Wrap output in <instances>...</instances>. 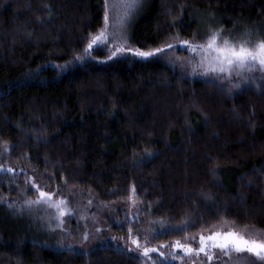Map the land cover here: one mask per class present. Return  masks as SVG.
Masks as SVG:
<instances>
[{
	"label": "trees",
	"instance_id": "trees-1",
	"mask_svg": "<svg viewBox=\"0 0 264 264\" xmlns=\"http://www.w3.org/2000/svg\"><path fill=\"white\" fill-rule=\"evenodd\" d=\"M103 4L0 0V264H195L177 241L232 226L264 238L260 73L229 93L189 75L180 47L109 60L108 41L73 61ZM209 25L264 33V0H140L116 45L147 51ZM29 180L66 201L60 227L57 208L24 203L38 195ZM86 232L97 238L81 248ZM211 256L202 264L255 261Z\"/></svg>",
	"mask_w": 264,
	"mask_h": 264
},
{
	"label": "snow or ice",
	"instance_id": "snow-or-ice-1",
	"mask_svg": "<svg viewBox=\"0 0 264 264\" xmlns=\"http://www.w3.org/2000/svg\"><path fill=\"white\" fill-rule=\"evenodd\" d=\"M140 0H119V5L113 3L112 0H104L102 6L103 10V26L97 34L89 33L87 44L83 49L82 54H77L73 57V61H83L85 57L95 58L93 56V46L98 45V42L107 41L109 39L110 20L112 19V8L117 6L125 9L124 16L129 14V10L135 9L139 6ZM117 20L122 24L123 17H117ZM115 32V29L113 30ZM112 39H122L127 43L126 36L121 33L119 37L113 35ZM100 47L107 48V44L101 43ZM177 47L192 53L191 57L186 58L187 63L191 65V72L189 75H200L209 77L210 80L219 81L221 83L227 81L230 87L227 89L229 93L233 89H239L241 83H255L254 74L259 72L260 79L264 80V33L260 30H253L245 27L242 31L236 32L233 30H225L220 27H212L209 25L207 29L200 33H193L191 38H183L178 33L171 36L168 41H165L163 46L156 47L147 51L139 48L124 47L117 45L114 50L108 49L110 55L107 59L111 60L113 57L131 53L132 55L141 59L147 60L149 58L157 57L158 54L166 55L167 50H174ZM99 50V49H96ZM179 59V58H177ZM68 61L66 63H72ZM175 63V61H170ZM184 65L182 64L181 67ZM199 69V71H197ZM236 78V82H233ZM4 169H0L3 171ZM11 172L12 169H7ZM31 188L34 189L38 195L35 200H26L24 203L28 206L33 204H47L49 207L58 209V216L56 217L60 227L63 224V217L66 213V201L63 199L53 200L57 195L53 191H44L42 186L29 180L27 181ZM12 205H9L11 207ZM131 233V229H129ZM87 237H85L86 239ZM131 243L140 247L136 239H132ZM200 247L195 251L197 253H205L208 259L212 256L209 251L212 248L219 249L224 255L230 253H248L255 257L254 264H264V238H256L252 235L248 228L242 231H236L235 227H229L226 231L213 230L209 235H201L199 238ZM175 247L182 248L186 253H192L194 250L191 247H185L179 241L176 242ZM144 254L147 255L149 249H143Z\"/></svg>",
	"mask_w": 264,
	"mask_h": 264
},
{
	"label": "rangeland",
	"instance_id": "rangeland-1",
	"mask_svg": "<svg viewBox=\"0 0 264 264\" xmlns=\"http://www.w3.org/2000/svg\"><path fill=\"white\" fill-rule=\"evenodd\" d=\"M115 2L117 3V5H119V0H115ZM111 12H112V19L110 20V28H109V33H108L109 39L107 41L109 43H111L110 44L111 46L109 49L114 50V48L117 46L116 44H119L118 40H120V39H112V36L115 35V36L119 37V35L121 33V28H122V24L117 20V17H123L124 18L125 17L124 16L125 9L123 7L117 6ZM114 29H115V32L113 31ZM120 44H121V42H120ZM87 231H89V230H87ZM85 237H87V238L85 239ZM96 238H97L96 234H94V233L92 234L91 232H86V236L82 237L79 241L81 243V246H82L81 248H87L88 246L91 245V242L93 240H95ZM199 238L196 239V241H194V243H192L191 245L186 246V247H191L194 250L192 253H186L182 248H176L172 251H180L183 255L187 256L190 260H194L195 264H202V263H204V260H206L208 258V256L205 255V253H197L195 251L196 249H198L200 247ZM208 254L209 255H214V254L224 255L219 249H215V248H212ZM241 255H247L248 257L253 258L255 260V257L250 256V254H248V253H230L229 255H224L223 257L228 259L230 262H233L236 260L238 261L239 260L238 257ZM207 261H209V259H207Z\"/></svg>",
	"mask_w": 264,
	"mask_h": 264
}]
</instances>
